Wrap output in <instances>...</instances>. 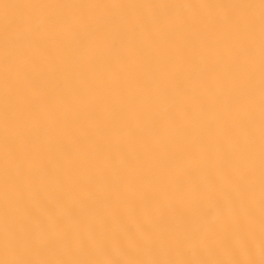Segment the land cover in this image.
<instances>
[{
  "label": "bare ground",
  "instance_id": "6f19581e",
  "mask_svg": "<svg viewBox=\"0 0 264 264\" xmlns=\"http://www.w3.org/2000/svg\"><path fill=\"white\" fill-rule=\"evenodd\" d=\"M264 264V0H0V264Z\"/></svg>",
  "mask_w": 264,
  "mask_h": 264
},
{
  "label": "snow or ice",
  "instance_id": "6c2138e0",
  "mask_svg": "<svg viewBox=\"0 0 264 264\" xmlns=\"http://www.w3.org/2000/svg\"><path fill=\"white\" fill-rule=\"evenodd\" d=\"M237 264H238V262H237Z\"/></svg>",
  "mask_w": 264,
  "mask_h": 264
}]
</instances>
